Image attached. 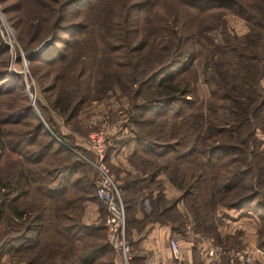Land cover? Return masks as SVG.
Listing matches in <instances>:
<instances>
[{"label": "trees", "instance_id": "trees-1", "mask_svg": "<svg viewBox=\"0 0 264 264\" xmlns=\"http://www.w3.org/2000/svg\"><path fill=\"white\" fill-rule=\"evenodd\" d=\"M13 2L11 10L4 9L14 14L10 23L17 30L39 91L54 112L72 121L85 105L102 99L114 85L128 99L130 117L140 129L128 156L134 171H126L123 183H117L126 212L136 200L145 199L151 203L142 220L161 222L163 214L176 208L178 199L167 200L157 186L154 196L151 187L171 162L163 159L173 155L177 163L197 160L201 167L192 180L166 173L182 191L180 198L196 221L199 208L191 200L196 199L203 181L211 210L220 203L245 207L257 212L264 224V207L258 200L264 185V157L258 161L255 149L264 144L257 136L258 130H264L260 82L264 77V0ZM228 14L245 22L244 34L229 30ZM214 31L220 41L214 40ZM6 51L0 38V56ZM197 64L209 93L204 112L195 110L200 100ZM86 74L91 80L85 79ZM23 84L20 73L1 66L0 104L9 102L5 110L0 109V221L4 211L10 218L2 226L0 258L10 251L21 254L35 247L45 209L20 205L32 193L56 203L55 220L61 225L56 232L66 241L60 252L63 260L116 264L104 224H86L80 218L82 203L97 199L96 185L90 174L82 172V161L68 145L36 119ZM160 115L163 118L158 119ZM185 126L197 131L181 149ZM252 171L255 175L249 179ZM171 228L179 231L173 224ZM257 244L264 254V239Z\"/></svg>", "mask_w": 264, "mask_h": 264}, {"label": "rangeland", "instance_id": "rangeland-1", "mask_svg": "<svg viewBox=\"0 0 264 264\" xmlns=\"http://www.w3.org/2000/svg\"><path fill=\"white\" fill-rule=\"evenodd\" d=\"M13 1L15 0L0 2V38L7 48L6 54L0 56V68L2 66L10 72L20 73L22 76V82L24 83L23 93L28 98V102L32 106V111L36 116V119L41 121L44 129L46 131L49 130L50 134L55 136L59 141L62 139H59L56 134L50 130L49 126L55 129L58 135L65 137V141H62L66 146L68 145L67 147L77 155L80 161H82V172L85 175L87 174V177L90 174L94 184L97 177L96 166L100 160L98 153L100 149L103 154L101 162L108 169L113 180L118 184H122V179L126 177L125 172L131 170V173H133L134 171L128 160V156L133 149L132 140L135 137V133L140 129L130 117V113L132 112L129 109L128 99H126L123 96L124 94L120 92V88L117 85H114L104 95V97L106 96L105 98L98 99V101H91L89 104L85 105L72 121L67 122L63 117L54 112L47 104L46 95L44 96L39 91V84L36 83L31 74V65L17 40V30L15 26L10 23V18L15 19L14 14H12V12L8 13L4 9L9 8V10H11L14 4ZM226 20L230 31L238 35H242L247 31L245 22L237 15L228 14L226 15ZM211 35L215 41L221 40L218 31L212 32ZM196 70L198 72L196 94L200 100L195 107V110L198 112H204V102L209 93L207 85L203 82L200 76V66L198 64ZM63 71L64 69H61V72ZM64 72L68 75L66 69ZM63 79L65 80V77ZM85 79L91 80L90 76L87 74ZM59 85L60 84L57 85V88ZM113 87L114 89H112ZM55 92L56 91L54 90L53 93ZM8 102L9 100H4L0 104V109L5 110V104ZM0 117H2V114H0ZM160 118H163V116H158V119ZM165 128L166 126H163L162 129ZM183 131L185 133L186 141L181 146V149H185L189 145L197 130L185 126ZM107 145L109 146L108 151ZM255 149L256 159L258 161H263L264 144L259 143ZM167 159L171 162H168L166 170L158 174L151 187H153L154 196L157 192V186L162 190L163 195L167 200L173 201L174 199H178L176 208L170 212L167 211L166 214H163L162 217H160V220L163 223L171 222L170 224L179 228V231L176 232H179L182 236L185 250H191L189 251L192 256L191 264H202V259L197 249L199 244L193 239L194 237L191 238V236H188L189 231L196 232L198 237H201L203 240L210 239L213 243L223 247L225 253L220 256L218 264H264V254H262L257 248L258 240L261 242L264 239V224L248 220L245 217L246 214H244V211L246 210L245 207L235 209L229 208L220 203L214 206V210L213 208L211 210L207 200V188H205L203 181L200 182V186L197 189L196 199L191 200V202L197 204V207L199 208L198 221H196L190 214L187 208L188 206L180 198L182 191L177 189L170 182L166 173L172 171L178 177L183 175L184 178L192 180L201 172V167L197 160L177 163L173 155H170L163 160ZM1 175L2 170H0V176ZM254 175L255 172L252 171L248 178L252 179ZM164 184L173 187L178 191V194L168 197L165 194ZM244 191H246V189H244ZM259 192L258 200L263 201L264 185L259 188ZM131 195L136 197L134 191L131 192ZM139 196L141 195H138L137 198ZM150 203L145 199L141 203L136 200L130 210H127V212L125 210L127 224L126 241L129 243L130 254L133 249L131 248L130 233L128 234V231L133 227H143L145 223L150 222L142 220L145 213H148L149 211ZM55 204L56 203L53 200L32 193L21 200L20 205L22 207L24 206L29 209L33 208L34 210H37V208L41 206L42 211L45 209L44 212H42V222L40 223L39 235L36 239L33 238V240L35 239L36 241L33 249L21 254H19L20 252L16 253L15 251H10L9 253L2 255L0 258V264H68V261L63 260L60 254V252L66 248V241L62 237H59L56 232L61 225L55 220ZM159 204L165 205V202H159ZM91 205L99 211V221L98 223L93 224L103 225L106 216V209L104 204L97 199L85 200L82 203V211L80 213L81 220L84 222V216L85 214L90 213L88 207H92ZM142 205L146 209H144ZM157 213L158 212H156L155 215H157ZM8 214V211H4V214L1 217L0 238L4 233V228H2V226L5 223H8L10 218ZM180 221H183L184 223L181 224L179 223ZM192 244L197 248L194 249L191 246ZM242 251L250 252L252 255L251 259L246 261L239 260L236 257V253ZM110 255L113 256L114 261L117 262V264H124L119 252L114 248ZM28 258H33V262L26 263ZM204 261L206 262L205 259ZM129 263L135 264L131 259H129Z\"/></svg>", "mask_w": 264, "mask_h": 264}, {"label": "crops", "instance_id": "crops-1", "mask_svg": "<svg viewBox=\"0 0 264 264\" xmlns=\"http://www.w3.org/2000/svg\"><path fill=\"white\" fill-rule=\"evenodd\" d=\"M260 82L264 87V77L260 80ZM257 136L264 142V130H258ZM60 142L64 145V142L62 140H60ZM164 188L165 194L168 197L178 194V191L173 187H169L168 184H166ZM260 202H262L264 207V200H261ZM88 208L90 210V213L85 214L84 222L86 224L98 223L99 211L95 209L94 206H89ZM244 212V214H246L245 217L248 220L255 221L256 223H261L260 216L257 212L253 211L252 209H246ZM128 234L130 235L131 248L133 249L130 254V259L132 258V260L135 259L142 264H191L192 256L189 252L191 250H185L182 236L179 232H175L174 230H172L170 223L150 221L148 223H145L143 227H133L130 231H128ZM188 236H191V238L194 237L193 239L197 241V243L199 244L198 248L193 244L191 246L194 249H198V252L200 253L202 259V264H207V260L206 262L204 261L202 253L203 239L201 237H198L196 232L192 231L188 232ZM172 237L178 241L180 246L181 253L178 259H175L172 256L170 250L169 240Z\"/></svg>", "mask_w": 264, "mask_h": 264}, {"label": "built area", "instance_id": "built-area-1", "mask_svg": "<svg viewBox=\"0 0 264 264\" xmlns=\"http://www.w3.org/2000/svg\"><path fill=\"white\" fill-rule=\"evenodd\" d=\"M99 153V163L96 166L97 177L95 179L96 197L101 201L106 209L104 227L106 236L111 246L119 252L124 264H130L129 243L126 241V213L124 202L118 184L113 180L105 165L101 162L103 154ZM169 246L172 256L178 259L180 246L175 238H170ZM203 256L207 264H218L220 256L225 253L222 246L213 243L210 239L203 240ZM239 260H250L252 255L248 251L237 252Z\"/></svg>", "mask_w": 264, "mask_h": 264}, {"label": "water", "instance_id": "water-1", "mask_svg": "<svg viewBox=\"0 0 264 264\" xmlns=\"http://www.w3.org/2000/svg\"><path fill=\"white\" fill-rule=\"evenodd\" d=\"M45 42L42 43L39 47H38V50H40L43 46H44ZM57 139V138H56ZM58 140V139H57ZM59 141V140H58ZM65 145V144H64ZM66 146V145H65Z\"/></svg>", "mask_w": 264, "mask_h": 264}]
</instances>
